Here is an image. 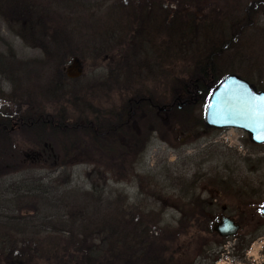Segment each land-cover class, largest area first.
<instances>
[{"label":"rangeland","instance_id":"374dc122","mask_svg":"<svg viewBox=\"0 0 264 264\" xmlns=\"http://www.w3.org/2000/svg\"><path fill=\"white\" fill-rule=\"evenodd\" d=\"M180 1L30 0L51 35L66 32L77 53L61 69L67 76L76 59L82 75L66 77L64 94L50 82L56 65L38 75L19 72L23 88L14 92L1 61L44 55L0 14L3 112L44 113L69 125H114L130 117L117 139L100 142L79 134L80 140L48 139L43 146L33 135L11 132L12 155L0 147V264H210L203 254L206 246L220 248L212 230L224 215L242 224L236 237L260 234L248 250L255 264H264V144L240 129L208 128L201 93L191 106L173 98L177 80L200 78L198 58L221 45L246 1ZM177 8L195 13L192 38L176 41L169 34ZM119 41L120 47L110 46ZM129 43L139 47L128 51ZM101 45L109 46L102 51ZM217 61L221 80L238 74L264 91V14L259 28ZM141 97L160 106L148 101L126 113L127 102ZM217 262L244 264L231 255Z\"/></svg>","mask_w":264,"mask_h":264},{"label":"trees","instance_id":"16d2710c","mask_svg":"<svg viewBox=\"0 0 264 264\" xmlns=\"http://www.w3.org/2000/svg\"><path fill=\"white\" fill-rule=\"evenodd\" d=\"M60 1L67 2L72 0ZM245 1L246 3L243 5L242 13L241 11L238 12L236 18L237 23L231 28H228L224 36V41L220 43L221 45L213 48L205 58H202L203 56L198 58L199 62L196 66V72L199 73L198 75H200V78L192 77V79L186 82L179 80L175 82L174 91L176 96H173L174 101H179V99L186 101L187 99L191 106L193 103L190 101H194L195 93L202 94V103L208 101L210 96L209 94H211L208 84L210 81L216 84L221 81V77L218 74V57L221 56L222 52H226L231 49L252 30L259 28L260 19L262 14H264V0ZM180 3H185L187 5H203L205 4V1L182 0ZM140 4L141 2L138 5ZM35 11L37 12V10L33 8V4H30V0H0V14L5 21L9 23L11 28L17 33V36H19L27 45L32 48L40 49L44 55L43 59H34L27 62L17 61L14 59L13 62L1 61V63L4 65V69L8 73L9 79L15 86L14 92L18 93L22 92L21 89L23 88V81L18 77L19 72L28 71L30 73L29 75L32 73L38 75L47 66L56 65V76L54 79H51L50 82L55 90L64 94V91H66V83L64 80H67V76H65V73L61 68L65 64L68 57L70 58L71 56H75L77 53L75 52V48L71 45V40H69L70 36L68 37L66 32L62 33L60 31H56L51 35L50 30H48V25L44 21L39 20V16ZM174 13L175 14L172 16V20L168 23V27L170 29L168 30L169 34L175 37L176 41L179 38L184 40V38H192L195 36L194 32L197 31L195 13H182V11L178 8ZM118 15L119 17H122L120 23H124L122 12L120 11ZM144 21L145 19L142 17V23H144ZM162 26L167 27L165 23H163ZM121 45V41L117 43H110L111 47H120ZM108 46L109 45L104 47L101 45L100 49L104 51ZM142 46L144 45L142 44L141 47ZM128 47V51L132 49L134 51L139 47V44L136 45L129 43ZM261 88H264V84ZM26 94L27 93H23L22 96H25ZM3 95L4 93L0 91V100L3 99ZM148 101L149 103L152 102L143 97L128 101L126 105L128 110H126V113L131 112L133 107L138 109L143 108L145 102L148 103ZM150 105L155 107L160 106V104H156L155 102H152ZM193 105H195V103ZM174 112L179 113L180 110L174 109ZM33 113L34 112H31V114L21 113L19 110L17 113L9 114L8 112H3L0 109V147L5 148L4 146H8V149L6 150L8 151L10 149L8 154L12 155L13 151L11 132L18 129L28 135L35 136L36 140L40 139L39 145H43L48 139L60 142L64 140L74 142L75 139L73 140V136L78 138L79 134H84L85 136L90 137L94 142H100L106 137L117 139L118 133H116V131L119 132L126 127L129 123L128 119H130V117H128L123 121L122 118L119 117L121 121L119 120L120 122H117V124L114 125H108L103 121H98L97 123H94L93 121H86L85 123L80 122L69 125L64 123L65 119L63 117H55L44 113ZM130 114L131 113H129V115ZM60 139H62V141ZM2 143H4V145L1 146ZM75 147L76 144L73 143V146L70 149L66 147L65 150L70 151ZM122 177L123 176L121 175L118 176L119 180H122ZM221 183L226 186L229 184L224 180ZM229 185L231 186V184ZM85 196L95 198V194L93 193H87ZM99 199H101V195L99 196ZM206 225L209 227L207 231L211 232L210 222H206ZM17 255H20V253H17ZM90 257L93 258L95 256ZM93 260L98 261V257H95ZM18 263L23 262L21 260H17L15 264Z\"/></svg>","mask_w":264,"mask_h":264},{"label":"water","instance_id":"95a60500","mask_svg":"<svg viewBox=\"0 0 264 264\" xmlns=\"http://www.w3.org/2000/svg\"><path fill=\"white\" fill-rule=\"evenodd\" d=\"M66 71L70 80L82 75L76 59ZM210 90L204 112L206 126L216 130L240 129L250 136L253 143L263 145L264 91H258L238 74L227 75ZM261 214L264 218V206ZM218 220L212 231L221 237H235L241 231V226L231 216L224 215Z\"/></svg>","mask_w":264,"mask_h":264},{"label":"flooded vegetation","instance_id":"af4514ba","mask_svg":"<svg viewBox=\"0 0 264 264\" xmlns=\"http://www.w3.org/2000/svg\"><path fill=\"white\" fill-rule=\"evenodd\" d=\"M237 223L242 227V224L237 221ZM259 233L254 234H248L243 235L240 237H221L219 236V247L217 248V252H215L214 248L211 246H206L207 251L204 252V256L202 258V261H207L208 259H211L209 262L210 264H217L218 260L221 257H224L225 255H231L234 260H241L244 262V264H255L256 258H250V251L248 250L249 247L252 245V242L256 241ZM231 240H234V243L231 242ZM264 249V248H263ZM264 252V250H262ZM262 258L264 259V254L262 255Z\"/></svg>","mask_w":264,"mask_h":264}]
</instances>
